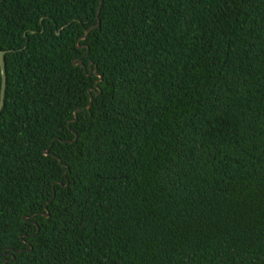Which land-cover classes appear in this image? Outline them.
Wrapping results in <instances>:
<instances>
[{
  "label": "trees",
  "instance_id": "obj_1",
  "mask_svg": "<svg viewBox=\"0 0 264 264\" xmlns=\"http://www.w3.org/2000/svg\"><path fill=\"white\" fill-rule=\"evenodd\" d=\"M99 7L0 0V264H264V0Z\"/></svg>",
  "mask_w": 264,
  "mask_h": 264
},
{
  "label": "water",
  "instance_id": "obj_2",
  "mask_svg": "<svg viewBox=\"0 0 264 264\" xmlns=\"http://www.w3.org/2000/svg\"><path fill=\"white\" fill-rule=\"evenodd\" d=\"M102 5H103V0H100V7H99L98 13H97V15H98V23L95 26H93L92 28L86 30L85 35L79 40V42L77 44L78 48H83L84 46H80L79 43L81 41H85L88 38V36H89V34L91 33L92 30H95V29L100 27L101 21H100L99 15H100V11H101ZM85 47H87V49L89 51V47L88 46H85ZM7 54H8V52L0 51V69H1V76H2V88H1V97H0V115H1V113L3 111V108H4V105H5V94H6V87H7V73H6V62H5V60H6V55ZM74 65L75 66H79V65L84 66L82 62L77 63L76 61L74 62ZM91 66H92V64L89 65L90 71L92 70ZM94 74L96 76H98L99 82L103 81V77L100 74H98L97 67H95V69H94ZM96 86H97V83H96ZM92 91L93 90H90V94H91ZM93 100H94L93 97H91V101H90V104L87 106V109L90 110L91 105L93 103ZM75 117L76 118L74 119V121L77 120V118H78V114L77 113H75ZM45 154L47 155L48 152H45ZM47 217H49V214H47ZM24 220L26 221L27 217H25Z\"/></svg>",
  "mask_w": 264,
  "mask_h": 264
}]
</instances>
